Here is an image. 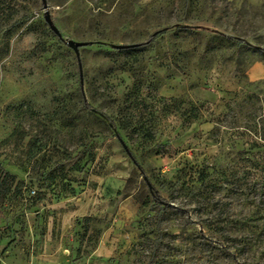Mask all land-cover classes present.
<instances>
[{"label": "rangeland", "instance_id": "obj_1", "mask_svg": "<svg viewBox=\"0 0 264 264\" xmlns=\"http://www.w3.org/2000/svg\"><path fill=\"white\" fill-rule=\"evenodd\" d=\"M0 264H264V0H0Z\"/></svg>", "mask_w": 264, "mask_h": 264}, {"label": "water", "instance_id": "obj_2", "mask_svg": "<svg viewBox=\"0 0 264 264\" xmlns=\"http://www.w3.org/2000/svg\"><path fill=\"white\" fill-rule=\"evenodd\" d=\"M43 2V4H44V8H47V6H46V4H45V2L44 1H42ZM44 19H45V21H46V23H47V25H48V27H49V29L53 32V33H55L56 35H58V36H60V34L57 32V29H56V27H55V25H54V22H53V19H51V16H50V14H49V12L47 11V12H45V14H44ZM67 45H68V47H70L73 51H74V53H75V56H76V58H77V60L79 59V48H80V46H82L83 44L82 43H74V42H72V41H68L67 42ZM130 47H134L133 45H119V46H116L115 48L116 49H121V48H130ZM79 68L81 69V65H80V63H79ZM82 80V79H81ZM82 82V81H81ZM120 143L122 144V146H123V148H125V145H123V142L120 140ZM126 149V148H125ZM129 156H130V154H129Z\"/></svg>", "mask_w": 264, "mask_h": 264}, {"label": "trees", "instance_id": "obj_3", "mask_svg": "<svg viewBox=\"0 0 264 264\" xmlns=\"http://www.w3.org/2000/svg\"><path fill=\"white\" fill-rule=\"evenodd\" d=\"M211 31H214L215 32V30H211ZM237 42H242V41L238 39ZM138 46L139 45H136V46L130 47V48H121V49H129V50H132V49H136V47H138ZM121 49H118V50H121ZM82 105H84V107H85L86 110L94 112V109L90 105H88V103L86 102V100H83L82 101ZM103 119L106 120L107 124L111 127L112 130H115V124H114V122L111 119H109V117L107 118L106 116L103 115ZM117 136H118V134H117ZM8 178L10 180H12V182L15 181V176L12 175V174H10V173H6L4 175L3 181H5V179H8ZM3 190H5L4 193H3L5 195L6 193H8L9 187L8 188L3 187ZM155 201L160 203V199L157 198V197L155 198Z\"/></svg>", "mask_w": 264, "mask_h": 264}]
</instances>
